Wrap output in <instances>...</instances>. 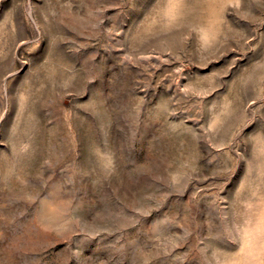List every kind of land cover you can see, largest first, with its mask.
<instances>
[{
  "label": "rangeland",
  "instance_id": "obj_1",
  "mask_svg": "<svg viewBox=\"0 0 264 264\" xmlns=\"http://www.w3.org/2000/svg\"><path fill=\"white\" fill-rule=\"evenodd\" d=\"M0 264H264V0H0Z\"/></svg>",
  "mask_w": 264,
  "mask_h": 264
}]
</instances>
